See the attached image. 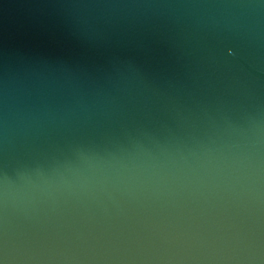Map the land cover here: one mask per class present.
<instances>
[{
    "label": "water",
    "instance_id": "95a60500",
    "mask_svg": "<svg viewBox=\"0 0 264 264\" xmlns=\"http://www.w3.org/2000/svg\"><path fill=\"white\" fill-rule=\"evenodd\" d=\"M0 264H264V0H0Z\"/></svg>",
    "mask_w": 264,
    "mask_h": 264
}]
</instances>
